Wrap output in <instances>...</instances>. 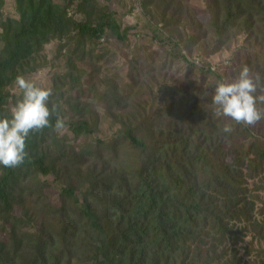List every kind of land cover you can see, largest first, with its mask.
I'll return each instance as SVG.
<instances>
[{"label": "trees", "instance_id": "trees-1", "mask_svg": "<svg viewBox=\"0 0 264 264\" xmlns=\"http://www.w3.org/2000/svg\"><path fill=\"white\" fill-rule=\"evenodd\" d=\"M25 1L26 15L1 26L0 118L46 43L64 41L68 55L53 75L52 127L29 134L23 165L0 166V264H264L240 255L249 234L264 242V120L216 116L224 74L180 46L207 42L212 56L243 38L234 79L247 66L264 94V0H211L209 24L192 19L191 36L171 0L164 36L124 65L112 64L110 43L131 49L134 27L123 29L110 4L80 0L86 17L74 19L51 0Z\"/></svg>", "mask_w": 264, "mask_h": 264}, {"label": "rangeland", "instance_id": "rangeland-1", "mask_svg": "<svg viewBox=\"0 0 264 264\" xmlns=\"http://www.w3.org/2000/svg\"><path fill=\"white\" fill-rule=\"evenodd\" d=\"M52 4L58 5L63 10L65 9L68 17L74 19H84L86 17L80 15L77 12L78 5L80 0H51ZM100 4L106 5L110 4L113 8L117 20L121 23L123 29L129 27H134V30L128 33V44H132V48H128L121 44L110 43L111 50L117 52L118 56L115 59H112V64L114 62L117 65H124L125 61L130 58L131 51H136L138 48L146 47L152 45V38L157 35L163 37V33L160 31V27L164 24H167L171 19L172 13H170L165 22L162 23L161 15L167 8L168 3L171 0H99ZM211 0H175L174 6L171 9L175 11L180 8H184L186 13V23L179 30L185 34V36L193 35V28L189 27V24L192 22V19L197 22L199 19L204 24H209L210 14H209V4ZM148 3V4H147ZM149 3H152L150 6ZM26 1L25 0H0V38L2 34L1 26L8 20H19L21 17L26 15ZM198 20V21H199ZM195 26V25H194ZM166 35H169L173 32V28H168L163 30ZM142 35L143 37L139 39L137 36ZM171 35V34H170ZM178 41V35H175ZM241 41L243 38L234 43L233 46L222 50L221 52L215 55H208L209 47L212 44L203 42L195 46L191 50L185 49L184 45L181 43V49L189 56V59H197V62L202 63L204 61L207 65H210L219 70L220 73H223L225 76V81L231 82L234 79V75L238 69L236 68L237 61L234 60V56L237 50L241 46ZM64 45V41L57 39L51 40L49 43H46L42 50L40 51L38 57L30 64V67L27 69L24 77L33 81L37 86L44 88H51L53 82V75L56 72H59L58 69L62 67L66 51H61ZM136 47V49H134ZM3 48L2 43L0 42V50ZM157 49L156 45L152 47V50ZM202 59V60H201ZM236 61V62H235ZM99 67V66H98ZM110 67L106 66L105 68ZM123 69L125 66H122ZM92 68L91 65L87 63L80 62L79 70L80 72H87ZM214 68H212L214 70ZM218 68V69H217ZM182 69L183 66L176 67L174 74L178 70ZM214 70V71H215ZM77 75V74H76ZM80 83L87 85L85 81V76L79 73ZM9 93L11 95L21 94V90L16 84L12 85L9 88ZM252 182L250 186L252 187ZM264 201V191L260 193V199ZM258 207L261 208V202L258 201ZM262 219V218H259ZM251 251V254H248V251ZM240 255L244 257V261L247 262L249 259L257 260V262H263L264 260V242L259 243V240L254 238L252 234L246 238L245 242L241 244Z\"/></svg>", "mask_w": 264, "mask_h": 264}, {"label": "clouds", "instance_id": "clouds-1", "mask_svg": "<svg viewBox=\"0 0 264 264\" xmlns=\"http://www.w3.org/2000/svg\"><path fill=\"white\" fill-rule=\"evenodd\" d=\"M15 84L22 92V99L12 108L10 118H0V166L4 168H17L25 163L29 134L52 127L50 118L57 111L56 104L49 108V99L53 95L51 88L37 86L22 75L16 77ZM259 84V76L254 78L247 66L241 68L233 81L218 82L212 95L215 115L247 126L264 120V108L258 107L264 105V94H256ZM54 127L57 131L65 127L59 116ZM222 130L231 133L234 129L225 125Z\"/></svg>", "mask_w": 264, "mask_h": 264}]
</instances>
